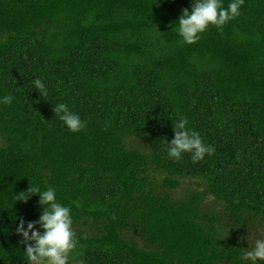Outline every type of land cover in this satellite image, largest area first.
<instances>
[{
    "label": "trees",
    "instance_id": "obj_1",
    "mask_svg": "<svg viewBox=\"0 0 264 264\" xmlns=\"http://www.w3.org/2000/svg\"><path fill=\"white\" fill-rule=\"evenodd\" d=\"M184 9L0 0V96L13 97L0 104V264H30L16 228L43 208L14 197L34 187L72 208L70 264H248L247 233L264 222V0L194 44L178 35ZM60 102L81 131L55 116ZM179 117L211 156H167Z\"/></svg>",
    "mask_w": 264,
    "mask_h": 264
},
{
    "label": "clouds",
    "instance_id": "obj_2",
    "mask_svg": "<svg viewBox=\"0 0 264 264\" xmlns=\"http://www.w3.org/2000/svg\"><path fill=\"white\" fill-rule=\"evenodd\" d=\"M245 0H229L227 7L223 0H191V11L184 9L178 19V35L186 44H194L200 39L210 25L222 30L229 21L241 14ZM35 90L40 96H47L48 91L42 78L34 80ZM11 95L0 96V104H11ZM55 116L64 123L69 131L79 132L84 127L81 117L70 110L66 103L60 102L53 107ZM185 117L173 122L174 137L167 141V156L181 160L182 154L190 153L193 162L202 160L205 154L211 156L215 149L206 145L200 134L188 126ZM30 194L39 195L42 214L36 221L20 220L16 233L24 238L23 249L30 264H70V254L77 248L78 240L73 231V211L70 206L60 203L56 189L52 187L41 191L40 188H29L27 192L15 194V201H27ZM39 225V228H37ZM249 238V245L243 252L248 264H260L264 261V230Z\"/></svg>",
    "mask_w": 264,
    "mask_h": 264
},
{
    "label": "rangeland",
    "instance_id": "obj_3",
    "mask_svg": "<svg viewBox=\"0 0 264 264\" xmlns=\"http://www.w3.org/2000/svg\"><path fill=\"white\" fill-rule=\"evenodd\" d=\"M130 140L133 141L132 139H130ZM129 144L131 145V143H129ZM136 144H137L136 141H134V146L135 147H136ZM184 185L190 186L189 181H185L184 182ZM191 187L192 186H190V188ZM194 187L196 188V185H194L193 188ZM178 194H180V191H178ZM211 201L212 202H215V198L214 197L208 198V200L205 202V205L208 207V205H210ZM216 208H218V206H216ZM258 229L259 230H264V222H262L259 227L253 226L252 228H250V231L247 233V237H246V243L247 244H249V238L258 236L260 234V232L258 231ZM73 264H77V263H73Z\"/></svg>",
    "mask_w": 264,
    "mask_h": 264
}]
</instances>
